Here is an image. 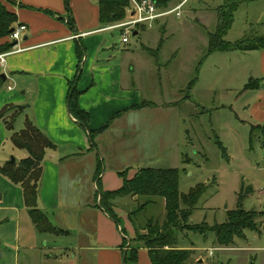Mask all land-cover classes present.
Instances as JSON below:
<instances>
[{"label":"rangeland","instance_id":"obj_1","mask_svg":"<svg viewBox=\"0 0 264 264\" xmlns=\"http://www.w3.org/2000/svg\"><path fill=\"white\" fill-rule=\"evenodd\" d=\"M180 1L169 0L167 7L174 8ZM183 1L179 18L172 15L159 22L163 26L158 30L161 48L157 55L143 48L141 37L131 32V41L127 45L117 41L120 38L117 29L104 33L113 42L111 46L125 47L131 52V61L136 66L134 74L142 79L144 99L164 105L175 102V107L148 109L147 115L134 122L141 121L139 126L143 127V132H137L135 139L131 138L137 143L134 151H128L127 136L115 137L112 146L106 143L111 148L104 146L106 160L101 162V173L125 162L127 167L120 172L126 176L129 166H135V163H142L141 168L177 169L180 194L188 195L194 189L204 187L192 209L189 224L204 222L210 226L224 223L227 212L236 209L239 193L248 189L252 191L244 194L242 209L264 212V135L258 130L250 137V125L242 121L244 112L239 94L250 75L248 66H254L252 55L249 58L242 52L225 51L204 56L208 32L216 26V9L223 0ZM253 7L259 9L258 17L264 22V0L243 2L234 12L225 40L233 42L259 36L255 32L261 26L251 25L257 17L250 15ZM262 32L261 28L259 33ZM191 79L193 84L187 89ZM16 126L15 121L14 127L19 130L23 122ZM173 141L178 152L172 150ZM119 142L124 143L123 148H118L117 145H122ZM140 143L143 144L140 146ZM6 151V160H15L10 148ZM12 151L23 157L27 155L23 150L12 148ZM101 157L102 154L98 155V160ZM84 170L80 166V177L84 176ZM92 192L94 201L97 197L99 202L98 191L92 189ZM15 198L10 196V201ZM129 198L121 196L114 200L115 212L123 225L125 213L133 212L137 207L135 200ZM5 199H0V264H66L72 254L64 256L52 245L69 243L72 238L42 234L32 225L25 208L11 210L3 205ZM131 219L135 221L138 234H148V223H157L154 226L161 227L165 219L164 200L153 199L144 209L132 213ZM256 221L259 224L257 231L244 229L242 236L234 237L225 248L216 243L213 231L200 235L186 227L175 233V246L191 249L194 244L197 247L188 264H264V227L261 226L264 220L258 217ZM159 233H162L161 228ZM135 235L134 231L130 240L126 238L124 248L131 249L137 243L132 241L136 239ZM199 256L204 262L198 263Z\"/></svg>","mask_w":264,"mask_h":264},{"label":"crops","instance_id":"obj_2","mask_svg":"<svg viewBox=\"0 0 264 264\" xmlns=\"http://www.w3.org/2000/svg\"><path fill=\"white\" fill-rule=\"evenodd\" d=\"M257 1L260 0L245 2ZM3 3L15 13L17 22L24 24L26 30L18 42L20 50L8 54L0 66V110L8 104L24 106L23 116L16 119V127L28 118L56 145L55 149L45 152L37 207L47 215L54 228L49 234L66 235L72 239L69 243H53L52 248L64 256L72 254L66 264H125L124 253L127 249L121 247L122 239H131L134 233L128 213H125L123 220L126 230L123 236L120 228L97 206L98 198L95 197L94 201L92 189L97 190L98 179L105 191L119 188L122 179L118 172L127 167V162L120 167L104 169L96 179L98 155L102 154L99 160L103 163L106 160L104 146L106 143L112 146L115 137L121 136H127L128 151H134L137 143L131 138L135 139L137 132H143V127L139 126L141 121L138 120V124L134 122L147 115L148 109H174L175 102L164 105L144 99L142 79L134 74L136 66L131 61L132 54L125 47L111 46L113 42L104 34L111 31L106 28L110 24L100 25L96 0H68V6L64 0H11L10 3ZM251 11L250 15L257 16L251 25L256 23L263 30L259 33V28L255 34L263 35L264 22L259 18V9L253 7ZM157 24L151 29L138 30L135 34L141 37V46L153 55H157L161 48L158 30L163 25ZM120 33L117 41L122 43ZM6 41V37L0 38V45ZM130 41L123 44L127 45ZM153 45H156L155 48ZM76 46L81 47L80 55ZM237 52L247 54V57L252 55L254 63L253 67L248 66L250 75L239 94L244 112L242 121L250 125L251 137L256 132L251 133V126L264 125V48ZM1 74H4V79ZM75 78V86L80 91L77 103L89 115V128L98 130L109 123L95 139L93 149H89L86 133L69 110V83ZM250 82H253V87L246 89ZM187 84V89H190L192 79ZM140 104L141 107L134 108ZM260 131L264 135V131ZM11 133L0 118V165L6 160L7 156L4 155L9 148L11 154L16 156V162L24 158L22 154L14 153L12 148L24 149L15 148L12 144L9 146ZM121 144L117 145L118 148H123L124 143ZM176 148L173 141L172 150L178 152ZM142 165H130L127 178H132ZM80 166L85 168L81 177ZM0 191V199L6 198L5 207L14 211L25 208L21 187L2 175ZM10 196H16L13 202ZM130 199L134 201L136 197ZM114 210L117 211L116 206ZM256 212L263 221L264 212ZM32 225L35 227L34 223ZM261 226L264 227V223ZM193 246L191 249L197 251V247ZM197 261L202 263L204 259L199 256ZM127 264H151L147 249L139 247L136 260Z\"/></svg>","mask_w":264,"mask_h":264},{"label":"trees","instance_id":"obj_3","mask_svg":"<svg viewBox=\"0 0 264 264\" xmlns=\"http://www.w3.org/2000/svg\"><path fill=\"white\" fill-rule=\"evenodd\" d=\"M11 2V0H5ZM68 6V0H64ZM159 7H167L169 0H152ZM246 0H223L216 9V26L213 31L208 32L207 49L204 56H208L214 52L225 51H249L264 48V34L253 38H243L233 42L224 39L230 29L234 12L239 5ZM4 1L0 0V38L6 37L7 41L0 45V54L10 51L14 45V41L9 39L10 28H15L18 24L15 13L9 11ZM99 13L100 25L112 24L121 21L127 17V8L130 0H96ZM48 12V11H47ZM70 26L71 23L68 20ZM120 32V31H119ZM138 32V31H137ZM121 34V33H120ZM76 51L80 55L82 52L80 46H76ZM76 78L69 83L68 101L70 113L76 118L80 127L86 133L89 149L95 148L94 139L103 130L107 128L106 123L98 130L89 128V115L82 110L77 99L80 91L75 86ZM1 81V78H0ZM193 84V79H192ZM253 82L248 83L245 88H252ZM144 103V102H142ZM141 107V104L134 108ZM24 106L8 104L0 110V118L5 128L11 131L10 141L13 147L24 149L27 155L18 162L5 160L0 165V175L9 180L12 184L18 185L22 189L24 206L39 232L51 233L54 228L50 225L47 215L37 207L38 187L42 173V162L45 152L49 149H55L56 145L49 137L30 119L24 120L22 128L15 130L14 124L19 115L22 114ZM14 112V113H13ZM251 130L264 131V125L251 126ZM218 142V141H217ZM101 173V160H97L95 178L97 179ZM118 176L122 179V184L114 190H103L100 180H96L97 191L99 196L98 207L103 209L108 217L120 228L121 233L126 235L122 221L114 210V200L121 196L136 197L135 203L137 207L135 211L128 213V219L133 225L136 232L135 243L131 249L125 250L124 262H134L137 258V249L144 247L147 249L148 257L151 264H188V261L195 253L192 249L176 248L177 231L189 228L192 231L205 235L207 231L215 233V241L219 246L228 247L234 237L242 236L244 229L257 231L259 224L256 219L259 213L255 210H244L241 207V201L244 194L251 192V189L245 190V193L238 195L237 207L235 210L227 212V219L224 223L206 225L204 222L200 224H189V218L192 209L196 205V201L204 187L200 186L188 195L180 194L178 191L179 173L174 168H139L132 178H127L124 172H118ZM160 198L164 200L165 219L161 227H157V223H148V234L142 235L137 233L135 221L133 222L132 213L144 209L153 199ZM183 206V207H182ZM188 223V224H187ZM151 225V226H150ZM162 233H159V229ZM130 240V239H129ZM127 240L123 237L121 247L126 246ZM127 251H129L127 253Z\"/></svg>","mask_w":264,"mask_h":264},{"label":"built area","instance_id":"obj_4","mask_svg":"<svg viewBox=\"0 0 264 264\" xmlns=\"http://www.w3.org/2000/svg\"><path fill=\"white\" fill-rule=\"evenodd\" d=\"M183 3L184 1L174 8H168L159 7L152 0H130V5L126 10L127 17L121 21L108 25L106 28L120 31L122 43H127L130 38V32L133 35L134 31L151 29L158 22L172 15L179 18ZM25 30L26 26L24 24H18L13 31L10 32L9 39L16 42V44L12 46L9 52L0 54V66L3 65L8 54L20 50L18 42L22 39ZM7 88L11 89L9 86Z\"/></svg>","mask_w":264,"mask_h":264},{"label":"water","instance_id":"obj_5","mask_svg":"<svg viewBox=\"0 0 264 264\" xmlns=\"http://www.w3.org/2000/svg\"><path fill=\"white\" fill-rule=\"evenodd\" d=\"M13 29H14V28H10L9 32H12ZM135 34H136V31L133 32V35H135ZM14 44H16V42H14ZM1 76H2V78L4 79V77H5L4 74H1ZM14 161H15L14 158H11V162H14ZM0 197H1V196H0Z\"/></svg>","mask_w":264,"mask_h":264}]
</instances>
